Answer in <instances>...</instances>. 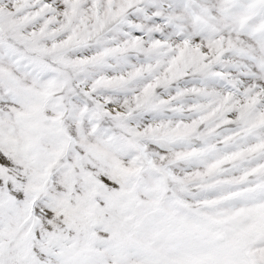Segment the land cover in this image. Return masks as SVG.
I'll list each match as a JSON object with an SVG mask.
<instances>
[{
    "label": "snow or ice",
    "instance_id": "1",
    "mask_svg": "<svg viewBox=\"0 0 264 264\" xmlns=\"http://www.w3.org/2000/svg\"><path fill=\"white\" fill-rule=\"evenodd\" d=\"M0 264H264V0H0Z\"/></svg>",
    "mask_w": 264,
    "mask_h": 264
}]
</instances>
